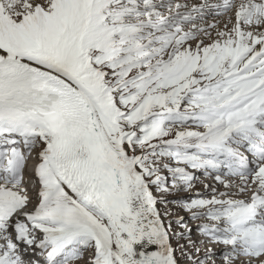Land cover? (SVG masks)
<instances>
[{"label": "snow or ice", "instance_id": "obj_1", "mask_svg": "<svg viewBox=\"0 0 264 264\" xmlns=\"http://www.w3.org/2000/svg\"><path fill=\"white\" fill-rule=\"evenodd\" d=\"M0 264H264V0H0Z\"/></svg>", "mask_w": 264, "mask_h": 264}, {"label": "rangeland", "instance_id": "obj_2", "mask_svg": "<svg viewBox=\"0 0 264 264\" xmlns=\"http://www.w3.org/2000/svg\"><path fill=\"white\" fill-rule=\"evenodd\" d=\"M211 19V18H209ZM203 184H208V185H212L214 184V180L212 178H204L203 176H201V180L198 182V188L203 191ZM162 207V206H160Z\"/></svg>", "mask_w": 264, "mask_h": 264}]
</instances>
